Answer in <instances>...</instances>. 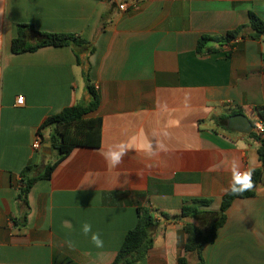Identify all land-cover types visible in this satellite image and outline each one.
<instances>
[{
  "label": "crops",
  "instance_id": "1",
  "mask_svg": "<svg viewBox=\"0 0 264 264\" xmlns=\"http://www.w3.org/2000/svg\"><path fill=\"white\" fill-rule=\"evenodd\" d=\"M250 12L264 22V0H0V264H111L141 206L155 224L138 264L197 263L184 252L183 225L205 230L216 220L233 162L241 172L259 167L258 141L227 120L264 108V36L246 29L229 48L209 43L213 52L199 53L197 43L247 25ZM17 25L86 45L12 54ZM28 41L37 42L33 32ZM87 79L99 99L87 116L100 120L99 146L73 148L24 203L21 172L30 164L40 174L56 158L55 128L41 125L87 104ZM120 144L127 154L113 168L105 154ZM254 193L233 200L201 250L203 264H264V183ZM192 199L210 203L197 217L174 218ZM84 223L103 247L83 234Z\"/></svg>",
  "mask_w": 264,
  "mask_h": 264
},
{
  "label": "trees",
  "instance_id": "2",
  "mask_svg": "<svg viewBox=\"0 0 264 264\" xmlns=\"http://www.w3.org/2000/svg\"><path fill=\"white\" fill-rule=\"evenodd\" d=\"M249 29L251 33L248 35L252 39H259L264 36V22L253 13L248 15V24L237 27L236 29L227 32L223 37L213 38L201 36L197 43L198 52L208 51L213 52L215 49L209 47V43H217L219 46H227L231 41L237 38H242L245 35V30ZM33 32L37 37V42L31 44L28 41V33ZM84 46L86 42L75 35L70 34H44L36 32L29 25H17L16 36L11 41L10 51L12 54H20L25 52H34L39 48L46 46ZM87 93L89 101L87 104L75 105L63 109L60 113L48 117L42 128L52 125L54 126V134L50 137L52 152H55L56 158L52 164H47L43 172L37 175H31L33 166L27 165L20 174L19 180V199L26 202L27 194L32 185L38 180H46L51 176L54 168L78 146L98 147L100 142V120L90 119L87 116L93 113L99 104L98 95L89 84L87 79ZM257 116L264 121V108L256 109ZM242 114V111H237L233 115ZM248 118V117H247ZM254 116H249V121L252 123ZM226 119L221 121L224 123ZM250 137L255 138L258 143L257 157L259 167L252 171V180L254 187L250 191L244 192L242 195H234L230 189L221 198L220 210L215 221L203 230L197 224L186 222L182 231L185 235L184 252L192 253L197 258L196 264H203L200 257L201 250L205 244L212 243L217 229L223 224L225 212L237 198H249L254 196V189L257 184L264 183V136H258L250 133ZM209 200L192 199L183 202V206L179 215L174 218L185 219L188 217H197L201 215L199 207L208 206ZM137 222L131 230H129L123 240L122 245L117 251L115 259L111 264H138L147 255L152 247V238L150 229L155 224L154 212L149 207H137ZM164 217H167L164 215ZM178 264H187L185 257L178 259Z\"/></svg>",
  "mask_w": 264,
  "mask_h": 264
},
{
  "label": "clouds",
  "instance_id": "3",
  "mask_svg": "<svg viewBox=\"0 0 264 264\" xmlns=\"http://www.w3.org/2000/svg\"><path fill=\"white\" fill-rule=\"evenodd\" d=\"M118 150L109 149L105 154V158L108 160L110 165L115 168L122 163L123 157L127 154V148L124 144L117 146ZM240 165L238 162H233L232 165V182L230 184V191L234 195H242L246 191H250L254 187V182L252 180V171L241 172L239 170ZM63 227L66 229H72V224L70 221H63ZM82 232L85 236L91 233V242L97 248L103 247V240L98 232H92V226L89 223H84L82 226ZM69 248H75V243L71 240L66 241Z\"/></svg>",
  "mask_w": 264,
  "mask_h": 264
},
{
  "label": "built area",
  "instance_id": "4",
  "mask_svg": "<svg viewBox=\"0 0 264 264\" xmlns=\"http://www.w3.org/2000/svg\"><path fill=\"white\" fill-rule=\"evenodd\" d=\"M119 8L121 10H125L126 9V7L124 5H120ZM238 41H239V38L234 39L233 41L230 42L229 45L224 46L223 48H229L232 45L236 44ZM22 103H23V99H22V97H19L17 99V105H22ZM251 125H252V130H253V132L256 135L264 136V121L261 118H259L257 115L254 116ZM40 148H41L40 142L38 140H34L33 143H32V149L34 151H40Z\"/></svg>",
  "mask_w": 264,
  "mask_h": 264
},
{
  "label": "water",
  "instance_id": "5",
  "mask_svg": "<svg viewBox=\"0 0 264 264\" xmlns=\"http://www.w3.org/2000/svg\"><path fill=\"white\" fill-rule=\"evenodd\" d=\"M227 127L237 133L244 134V135H248L252 131L251 122L245 116L241 114L230 117L227 120Z\"/></svg>",
  "mask_w": 264,
  "mask_h": 264
},
{
  "label": "rangeland",
  "instance_id": "6",
  "mask_svg": "<svg viewBox=\"0 0 264 264\" xmlns=\"http://www.w3.org/2000/svg\"><path fill=\"white\" fill-rule=\"evenodd\" d=\"M52 160H53V158H52Z\"/></svg>",
  "mask_w": 264,
  "mask_h": 264
}]
</instances>
